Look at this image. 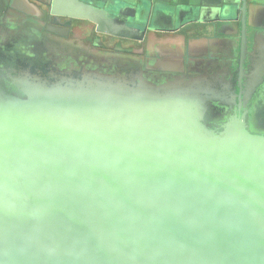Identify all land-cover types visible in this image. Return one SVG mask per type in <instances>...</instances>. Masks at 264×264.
Segmentation results:
<instances>
[{
	"label": "water",
	"instance_id": "obj_1",
	"mask_svg": "<svg viewBox=\"0 0 264 264\" xmlns=\"http://www.w3.org/2000/svg\"><path fill=\"white\" fill-rule=\"evenodd\" d=\"M0 264H264V0H0Z\"/></svg>",
	"mask_w": 264,
	"mask_h": 264
},
{
	"label": "rangeland",
	"instance_id": "obj_2",
	"mask_svg": "<svg viewBox=\"0 0 264 264\" xmlns=\"http://www.w3.org/2000/svg\"><path fill=\"white\" fill-rule=\"evenodd\" d=\"M151 11H152V8L150 9ZM81 23V25L82 26H80V33L83 35V36H87V34H92V26L89 24V23H87L85 26L83 25V23L82 22H80ZM78 29H79V27H78ZM179 33H181L182 34V36H186V37H189L188 35H191V31H189L188 29H183V30H181ZM159 35V34H158ZM80 36V35H79ZM81 37V36H80ZM164 37H166V40H167V38L169 37V34L168 35H164V34H162V35H160V36H158V38H164ZM82 38V37H81ZM155 39V38H154ZM107 43V42H106ZM145 43H146V39H145V41H144V45H145ZM147 43H148V41H147ZM108 45H109V43H107ZM123 46H131V45H126V44H123Z\"/></svg>",
	"mask_w": 264,
	"mask_h": 264
},
{
	"label": "flooded vegetation",
	"instance_id": "obj_3",
	"mask_svg": "<svg viewBox=\"0 0 264 264\" xmlns=\"http://www.w3.org/2000/svg\"><path fill=\"white\" fill-rule=\"evenodd\" d=\"M79 23V22H78ZM83 23V25L85 26L87 23H85V22H82ZM82 26V25H81ZM101 38H102V40H103V42L105 43V45H106V47L107 48H112L113 47V45L115 44V42H117L118 40L117 39H115V38H112V37H106V36H101ZM109 43V45L107 44V43ZM123 43V42H122ZM123 44H126V45H135V46H139L140 44L139 43H135V44H133V43H131V42H127V41H125V43H123ZM122 44V45H123ZM126 47V46H125Z\"/></svg>",
	"mask_w": 264,
	"mask_h": 264
},
{
	"label": "crops",
	"instance_id": "obj_4",
	"mask_svg": "<svg viewBox=\"0 0 264 264\" xmlns=\"http://www.w3.org/2000/svg\"><path fill=\"white\" fill-rule=\"evenodd\" d=\"M123 43H125V41H122ZM128 42V41H127Z\"/></svg>",
	"mask_w": 264,
	"mask_h": 264
}]
</instances>
